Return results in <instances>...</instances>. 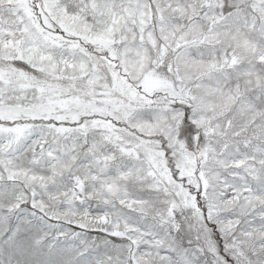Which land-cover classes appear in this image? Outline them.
Segmentation results:
<instances>
[{
    "label": "snow or ice",
    "instance_id": "obj_1",
    "mask_svg": "<svg viewBox=\"0 0 264 264\" xmlns=\"http://www.w3.org/2000/svg\"><path fill=\"white\" fill-rule=\"evenodd\" d=\"M0 264H264V0H0Z\"/></svg>",
    "mask_w": 264,
    "mask_h": 264
}]
</instances>
